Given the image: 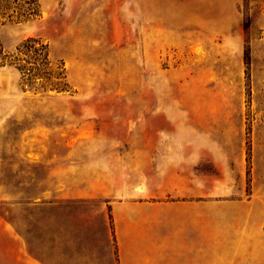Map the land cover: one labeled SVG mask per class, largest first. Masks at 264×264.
I'll list each match as a JSON object with an SVG mask.
<instances>
[{
  "label": "rangeland",
  "instance_id": "obj_1",
  "mask_svg": "<svg viewBox=\"0 0 264 264\" xmlns=\"http://www.w3.org/2000/svg\"><path fill=\"white\" fill-rule=\"evenodd\" d=\"M0 189L49 264H114L113 205L152 191L262 247L264 0H0Z\"/></svg>",
  "mask_w": 264,
  "mask_h": 264
},
{
  "label": "crops",
  "instance_id": "obj_2",
  "mask_svg": "<svg viewBox=\"0 0 264 264\" xmlns=\"http://www.w3.org/2000/svg\"><path fill=\"white\" fill-rule=\"evenodd\" d=\"M137 195L113 205L114 264H264V245L238 228L249 213L239 217L202 195L173 204L161 192ZM0 264H49L1 210Z\"/></svg>",
  "mask_w": 264,
  "mask_h": 264
},
{
  "label": "trees",
  "instance_id": "obj_3",
  "mask_svg": "<svg viewBox=\"0 0 264 264\" xmlns=\"http://www.w3.org/2000/svg\"><path fill=\"white\" fill-rule=\"evenodd\" d=\"M61 73H59V75H60Z\"/></svg>",
  "mask_w": 264,
  "mask_h": 264
}]
</instances>
